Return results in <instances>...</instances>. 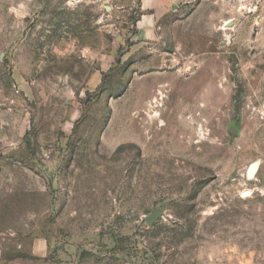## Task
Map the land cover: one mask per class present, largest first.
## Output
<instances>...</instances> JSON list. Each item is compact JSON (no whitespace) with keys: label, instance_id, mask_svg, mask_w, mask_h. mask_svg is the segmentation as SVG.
Masks as SVG:
<instances>
[{"label":"rangeland","instance_id":"obj_1","mask_svg":"<svg viewBox=\"0 0 264 264\" xmlns=\"http://www.w3.org/2000/svg\"><path fill=\"white\" fill-rule=\"evenodd\" d=\"M167 1L0 0V264H264V0Z\"/></svg>","mask_w":264,"mask_h":264},{"label":"crops","instance_id":"obj_2","mask_svg":"<svg viewBox=\"0 0 264 264\" xmlns=\"http://www.w3.org/2000/svg\"><path fill=\"white\" fill-rule=\"evenodd\" d=\"M141 15L137 22V32L130 39H156V26L163 15L167 0H139Z\"/></svg>","mask_w":264,"mask_h":264},{"label":"water","instance_id":"obj_3","mask_svg":"<svg viewBox=\"0 0 264 264\" xmlns=\"http://www.w3.org/2000/svg\"><path fill=\"white\" fill-rule=\"evenodd\" d=\"M231 132L233 134H237V129L235 126H232L231 127ZM258 167H259V162L258 161H255L254 163H252L248 169V176L249 177H253L255 175V173L257 172L258 170ZM164 213V209H161V210H155L153 211L150 215H148L146 217V222L148 225H152L153 222L159 218L160 216H162Z\"/></svg>","mask_w":264,"mask_h":264}]
</instances>
